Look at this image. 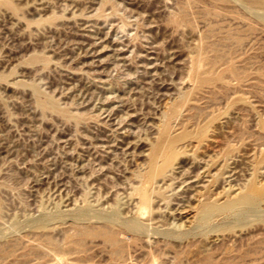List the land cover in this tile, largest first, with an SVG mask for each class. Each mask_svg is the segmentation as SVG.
I'll list each match as a JSON object with an SVG mask.
<instances>
[{
    "label": "rangeland",
    "instance_id": "rangeland-1",
    "mask_svg": "<svg viewBox=\"0 0 264 264\" xmlns=\"http://www.w3.org/2000/svg\"><path fill=\"white\" fill-rule=\"evenodd\" d=\"M209 29L243 78L199 88ZM103 225L120 254L50 243ZM3 245L0 264H264V0H0Z\"/></svg>",
    "mask_w": 264,
    "mask_h": 264
},
{
    "label": "bare ground",
    "instance_id": "bare-ground-1",
    "mask_svg": "<svg viewBox=\"0 0 264 264\" xmlns=\"http://www.w3.org/2000/svg\"><path fill=\"white\" fill-rule=\"evenodd\" d=\"M185 15V14H184ZM186 16V15H185ZM212 29H209L206 33V46H199L196 50V56L194 58V63L198 67L201 64L205 65V68L202 72L196 73V77L198 79V86L199 88L208 87L214 84L225 86L228 82V77L232 76L234 78H243L242 70L239 66H237L236 61H234L230 56H227V67L224 70H217L215 68L218 62V55H215L217 51V47L214 42ZM194 68H192L193 70ZM42 106L44 108H53L58 109L57 105L54 101L49 100H42ZM164 129H167V124L164 126ZM169 146V144L167 145ZM159 149V146L156 147V150ZM170 150V147H169ZM152 164L148 170L149 175H154L157 171L156 166L153 165L154 160H152ZM255 196L252 194L245 195L239 201H246L249 200L250 207L253 208L255 201ZM238 203V201H233L231 204ZM253 206V207H252ZM214 210L213 206H208L203 210V216L209 217ZM99 235L102 236L106 241H108L113 247L114 252L116 254H120L123 250V244L118 236L117 231L109 229L108 226H87L79 228L73 236H71L69 240V245L67 247H61L55 242L54 240H50V243L58 248L60 251H68L71 249V244L78 246L79 248L84 247V240L87 236H95ZM13 254V248L9 247L8 245H3L0 249V257L7 258Z\"/></svg>",
    "mask_w": 264,
    "mask_h": 264
}]
</instances>
